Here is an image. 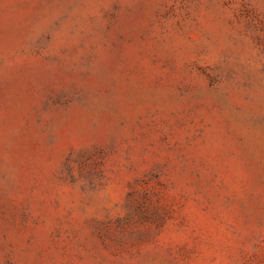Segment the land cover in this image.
Masks as SVG:
<instances>
[{"label": "rangeland", "instance_id": "1", "mask_svg": "<svg viewBox=\"0 0 264 264\" xmlns=\"http://www.w3.org/2000/svg\"><path fill=\"white\" fill-rule=\"evenodd\" d=\"M0 264H264V0H0Z\"/></svg>", "mask_w": 264, "mask_h": 264}]
</instances>
